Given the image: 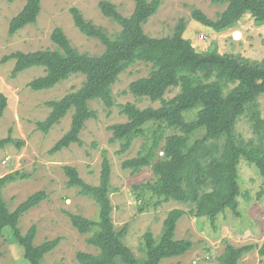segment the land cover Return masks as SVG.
<instances>
[{
	"label": "trees",
	"instance_id": "trees-1",
	"mask_svg": "<svg viewBox=\"0 0 264 264\" xmlns=\"http://www.w3.org/2000/svg\"><path fill=\"white\" fill-rule=\"evenodd\" d=\"M210 1L225 5L226 9L217 20L210 19L201 10H193L192 18L203 26L222 31L235 26L245 14H250L258 24L264 23V0ZM161 3L162 0H135L132 15L124 16L111 1H101L102 14L121 27L116 35H109L104 28L87 20L78 8H72L70 13L80 32L103 44L105 49L100 55L81 53L73 47L63 29L56 28L51 35L56 49L18 51L4 57L1 63L15 61L13 77L33 67L44 68L46 74L29 84L33 91L52 89L73 75L86 77L76 92L47 102L51 112L46 120L37 123L38 129L48 134L72 111L70 130L50 150L51 154L81 144L80 135L86 123L97 117L90 103L100 101L106 108H113L112 87L120 75L138 62L150 64V74L133 81L125 94L160 102L161 106L140 109L132 103L120 105V113L127 117V122L109 127L111 142H123L120 152L125 153L135 139L145 136L147 130L155 126L152 145L137 157L125 160L123 170L136 174L143 168H152L156 180L137 189H144L146 196L156 199V207L170 201L190 205L193 206L191 215L212 222L229 209L239 215V165L242 159L259 170L263 183L258 197H264V116L259 108V99L264 96V63L252 65L246 63L247 60L216 52L198 53L192 42L184 38L187 28L184 19L178 22L173 35L150 37L145 33L144 25L158 12ZM41 11L42 0H27L22 11L10 21V36L35 25ZM171 89H179V93L172 99H165ZM7 105V96L1 94L0 120ZM185 112H193L194 118L188 121ZM247 114H250L255 139L245 140L237 132L240 119ZM165 128L180 133L165 137L161 147L164 154L160 156L156 150ZM199 131H203V136L191 142L192 135ZM10 144L20 147L24 142L11 137L0 138V151ZM64 171L67 185L93 199L99 208L98 220L68 213L74 228L82 235H89L87 243L99 250L96 255L78 252L79 264H161L165 259L183 256L192 249L191 240L175 239L178 222L186 212L174 209L165 219L159 238L152 232L143 236L144 256L137 258L124 242L127 225L117 230L113 223L110 161L104 159L97 186L86 183L75 167L65 166ZM25 178L20 171L0 177V236H5L4 230L9 229L12 242L24 248L26 259L31 264H41L48 253L57 249L61 239L36 245L37 227L34 225L23 234L19 223L26 213L47 199V193H33L13 211L3 196V190L9 184ZM255 249L264 264V241L261 246L228 245L220 257V264H238L245 254Z\"/></svg>",
	"mask_w": 264,
	"mask_h": 264
},
{
	"label": "rangeland",
	"instance_id": "rangeland-1",
	"mask_svg": "<svg viewBox=\"0 0 264 264\" xmlns=\"http://www.w3.org/2000/svg\"><path fill=\"white\" fill-rule=\"evenodd\" d=\"M26 1L0 0V95L5 94L8 98L7 108L0 120V138L11 137L24 142L20 147L10 144L0 151V177L16 171L26 175L25 179L11 183L3 190L4 199L11 211L33 193H47V199L26 213L19 223L23 234L32 226L37 227L36 245L46 240L61 239L57 249L48 253L41 264H79L76 258L78 252L99 253L98 249L87 243L89 235L80 234L68 215L73 213L98 220V205L93 199L80 195L79 189L67 185L64 167H75L86 183L97 186L106 158L112 165L110 198L113 223L117 230L127 225L124 242L137 258L144 256L143 236L152 232L159 238L165 219L174 209L186 212L178 222L175 239H189L193 246L185 255L165 259L161 264H220V257L228 245L261 246L264 241V197L260 199L258 194L263 180L256 166L241 160L239 215L229 209L220 214L215 222L194 217L190 214L193 206L175 201L156 207V199L146 196L144 189H137L142 184L156 180L151 167L143 168L136 174L131 170H123L122 163L125 160L137 157L152 145L155 126H151L145 136L135 139L125 153L120 152L123 142H111L112 132L109 127L127 122V117L120 113V105L132 103L140 109L161 106L160 102L153 103L147 98L138 99L130 93L125 94L133 81L150 74V64L138 62L120 75L112 87L115 101L113 108H106L100 101L90 103L97 117L86 123L80 135L81 144H73L56 154L50 153L70 130L72 111L48 134L40 131L37 123L46 120L51 112L47 102L76 92L86 77L73 75L52 89L33 91L29 84L46 74L44 68L33 67L13 77L15 61H1L18 51L30 53L56 49L51 39L56 28L63 29L73 47L81 53L102 54L105 49L103 44L87 37L75 26L70 13L74 7L87 20L104 28L109 35H116L121 27L102 14L99 3L103 0H42V11L37 23L10 36V21L22 11ZM109 1L124 16H131L134 12L135 0ZM195 9L217 20L226 6L213 4L210 0H162L158 12L144 25L145 33L152 38L171 36L178 22L184 19L187 22L184 38L192 42L198 53L207 55L216 52L237 60H247L249 62H245L252 65L264 63V23L258 24L250 14H245L235 26L216 31L192 18ZM236 33L240 34L239 39L234 38ZM178 93L179 89H171L165 99H172ZM259 108L264 116V96L259 99ZM249 115H244L237 125V132L245 140L255 139ZM184 116L190 121L194 113L185 112ZM179 133L176 129L165 128L156 152L163 155L161 147L165 144V137ZM202 136L203 131L193 134L191 142ZM4 234L0 236V264H31L25 257L24 248L12 242L9 229H5ZM262 259L258 249H255L245 254L238 264H262Z\"/></svg>",
	"mask_w": 264,
	"mask_h": 264
},
{
	"label": "water",
	"instance_id": "water-1",
	"mask_svg": "<svg viewBox=\"0 0 264 264\" xmlns=\"http://www.w3.org/2000/svg\"><path fill=\"white\" fill-rule=\"evenodd\" d=\"M234 38L239 39V38H240V34H239V33H236V34L234 35Z\"/></svg>",
	"mask_w": 264,
	"mask_h": 264
}]
</instances>
